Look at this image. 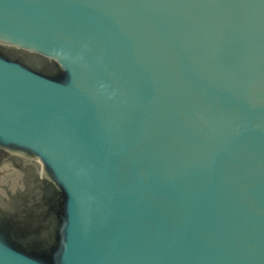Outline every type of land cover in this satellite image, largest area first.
Returning a JSON list of instances; mask_svg holds the SVG:
<instances>
[{
  "label": "water",
  "instance_id": "obj_1",
  "mask_svg": "<svg viewBox=\"0 0 264 264\" xmlns=\"http://www.w3.org/2000/svg\"><path fill=\"white\" fill-rule=\"evenodd\" d=\"M0 264H264V0H0Z\"/></svg>",
  "mask_w": 264,
  "mask_h": 264
}]
</instances>
